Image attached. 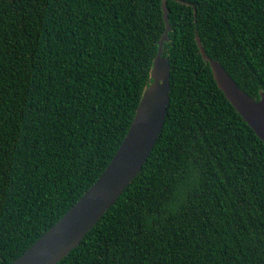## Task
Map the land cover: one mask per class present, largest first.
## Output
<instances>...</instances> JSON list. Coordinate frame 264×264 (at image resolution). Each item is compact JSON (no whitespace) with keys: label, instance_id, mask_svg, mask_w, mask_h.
I'll return each mask as SVG.
<instances>
[{"label":"trees","instance_id":"1","mask_svg":"<svg viewBox=\"0 0 264 264\" xmlns=\"http://www.w3.org/2000/svg\"><path fill=\"white\" fill-rule=\"evenodd\" d=\"M162 0H0V264L93 184L135 114ZM163 128L57 264H264V142L204 61L264 91V0H167Z\"/></svg>","mask_w":264,"mask_h":264},{"label":"water","instance_id":"2","mask_svg":"<svg viewBox=\"0 0 264 264\" xmlns=\"http://www.w3.org/2000/svg\"><path fill=\"white\" fill-rule=\"evenodd\" d=\"M161 7L164 29L151 65V81L142 93L119 147L80 198L23 253L7 264H57L78 245L141 170L163 128L169 103L170 64L167 56L162 54L170 30L167 0L161 1ZM196 41L217 86L264 142V91L260 92L258 100L249 95L218 60L205 52L197 36Z\"/></svg>","mask_w":264,"mask_h":264}]
</instances>
